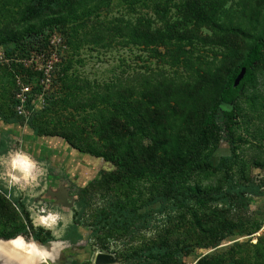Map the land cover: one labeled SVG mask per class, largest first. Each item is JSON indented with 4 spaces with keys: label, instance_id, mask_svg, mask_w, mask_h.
<instances>
[{
    "label": "rangeland",
    "instance_id": "374dc122",
    "mask_svg": "<svg viewBox=\"0 0 264 264\" xmlns=\"http://www.w3.org/2000/svg\"><path fill=\"white\" fill-rule=\"evenodd\" d=\"M27 1L0 0V27L8 21L18 20L19 10ZM185 1L81 0L78 4L79 0H74L71 6L77 5V12L68 6L61 15L63 33L56 31L45 47V53L33 51L25 63L46 90L45 93L32 92V109L27 115L17 111L16 91L22 83H27L28 75L20 73V67L8 64L9 60L4 57V52L15 44L0 45V231L25 226L26 231L15 237H22L27 242L36 241L42 248L49 249L52 260H44L50 264L53 259L54 264H95L101 248L92 246L95 227L78 223L81 218L86 221L88 217L87 213L81 216L80 190L92 180L101 179L102 174L117 169L104 158L80 151L63 137L50 133L84 135L86 146L105 149L113 135L108 131L103 135L100 133V115H109L114 105L100 102V96L97 98L91 93L93 87L105 85L108 90L112 85H118L127 88L128 92L124 91L126 96L136 102L142 99L147 79L155 82L167 77L176 84L199 85L208 70L223 68V56L234 50L244 55L249 44L264 33V0H212L215 11L211 17L218 26L189 24L174 34L176 37L170 49L163 44H134L120 34L117 26L126 24L146 26L148 23L154 32L168 29L170 23L182 16ZM179 35L183 36L182 44L189 49L192 61L175 57L174 44L179 41ZM96 39L100 41L96 42ZM52 65L55 66L53 69ZM40 73L43 76L48 73L53 79L59 73L66 74L69 87L76 90L75 94L81 99L74 100L75 95H69L72 105H65L63 99L71 92L66 88L61 92L64 81L54 82L52 86L50 81L46 85ZM100 88L99 92L103 93ZM255 92H246L239 99L241 114L235 144L222 140L201 156L205 165L200 171L196 170L200 175L195 180L202 186L211 183L227 185L226 173L236 172L238 178L244 164L250 180L258 186L264 184V167L255 164L256 159H264V69L259 71ZM46 94L53 96V103L45 100ZM251 94L258 99L253 100ZM87 96L92 100L86 99ZM179 124L178 121L176 125ZM18 156L26 157L31 162L30 168L16 164ZM226 157L230 160L225 164ZM128 178L126 172L115 179L114 190L121 199L139 212H158L160 203H151V198L161 183L160 178L147 171L133 173L131 181ZM62 189L70 192L74 206L58 203L56 197L49 194ZM260 191L259 195H247L249 210L257 218L256 222L250 220L240 224L216 247L204 248L195 243L204 238L196 226L176 229L175 233L189 231L194 243L191 252L183 256L184 263L199 264L200 259L208 254L214 257L209 264H237L240 258L246 264H264V185ZM50 215L56 217L54 222L50 225L41 222L40 217ZM40 228L49 231L53 237L44 245L34 237ZM74 228L80 234L77 240H74ZM120 246L111 240L112 249ZM109 253L115 258L109 264H127L116 253Z\"/></svg>",
    "mask_w": 264,
    "mask_h": 264
},
{
    "label": "trees",
    "instance_id": "16d2710c",
    "mask_svg": "<svg viewBox=\"0 0 264 264\" xmlns=\"http://www.w3.org/2000/svg\"><path fill=\"white\" fill-rule=\"evenodd\" d=\"M73 2L29 0L19 10L18 20L8 21L0 27V45L15 44L4 52L5 59L9 60L8 64L18 65L20 73H27L26 84H31L33 93H45V86L40 85V79L25 63L33 51L45 53L44 49L56 31L63 33L61 15L68 6L77 12V5L71 6ZM213 4L212 0H186L182 16L170 23L168 29L159 32L152 31L148 23L146 26L137 23L117 27L131 43L145 46L163 44L170 49L176 37L174 34L189 24L218 26L211 17L215 11ZM182 37H177L179 41L174 44V55L178 60L192 61L189 49L182 44ZM223 59V68L208 70L199 85L176 84L167 77L155 82L147 79L142 99L136 102L126 96L127 88L112 85L106 90L102 85L101 93L100 86L93 87L91 93H95L97 98L99 95L100 102L114 105L109 115H100V133L103 135L108 131L113 135L105 149L86 146L84 135L50 133L63 137L80 151L102 157L117 166L116 170L102 174L101 179L92 180L80 190L81 216L87 213L88 217L86 221L81 218L82 221L77 222L95 227L92 246L100 247L99 251L114 252L127 264H185L183 256L191 252L194 243L189 231L175 233L176 229L189 225L198 227L204 238L195 243L212 248L232 235L245 221L256 222L257 218L249 210L247 195L261 194L260 187L264 184L258 186L250 180L246 164L241 167L238 178L235 177L236 172L226 173L227 185L211 183L202 186L195 180L200 175L196 170L204 168L201 156H205L207 150L218 146L222 140L233 144L237 141L236 129L241 114L239 99L251 90L252 94L256 93L259 71L264 69V33L249 44L244 55L234 50ZM242 67H246V74L240 84L234 86ZM59 75L56 79L50 77L51 86L54 82L64 81L61 92L66 88L71 93L64 97L63 103L71 106L69 95H75L74 100L81 98L75 94L76 90L69 87L66 74ZM40 77L44 79L45 75L40 73ZM85 86L88 88L87 84ZM252 94L251 98L257 100L258 96L253 97ZM44 96L48 103H53L52 95ZM91 96L86 99L92 100ZM178 121L180 124L176 125ZM229 160L230 157L224 158V163ZM255 164L264 167V159H256ZM141 171L160 178L161 183L151 198V203H160L158 212H139L137 208L129 207L114 190L115 179L122 173L128 172V181H131L132 174ZM23 231H26L25 226L0 231V238L10 239ZM73 236L74 240L80 237L76 228ZM34 237L41 243L53 238L42 228L35 232ZM112 239L121 246L112 249ZM212 259L213 255L206 254L199 264H209ZM237 264L246 262L240 258Z\"/></svg>",
    "mask_w": 264,
    "mask_h": 264
},
{
    "label": "bare ground",
    "instance_id": "6f19581e",
    "mask_svg": "<svg viewBox=\"0 0 264 264\" xmlns=\"http://www.w3.org/2000/svg\"><path fill=\"white\" fill-rule=\"evenodd\" d=\"M15 161H16V164L17 163L20 164L22 168H30L31 166L30 164L31 162H29L24 156H18ZM40 218H41V222L46 225H50L51 222H54L56 220V217L52 215L47 216V217L42 216ZM0 243H2L5 247H7L10 251H12L15 255L21 258L24 264H39V259L42 257L47 258V260L49 258L50 262L52 260L51 251L49 249L42 248L36 242H32V241L27 242L22 237H17L10 242H0ZM98 252H101V251H98ZM52 264H54V259H53ZM95 264L97 263L95 262Z\"/></svg>",
    "mask_w": 264,
    "mask_h": 264
},
{
    "label": "water",
    "instance_id": "95a60500",
    "mask_svg": "<svg viewBox=\"0 0 264 264\" xmlns=\"http://www.w3.org/2000/svg\"><path fill=\"white\" fill-rule=\"evenodd\" d=\"M246 67H242L241 71L239 72L238 76L235 78L234 86H238L242 79L246 74ZM51 196L56 197L58 199V203H62L65 206L72 207L74 206V199L71 198L70 192L67 189H62L61 191H51L49 193ZM71 198V201H70ZM17 237L5 239L0 238V242H10ZM36 242V241H34ZM43 244V243H40ZM114 256L112 253H101L98 252L96 254L95 262L97 264H109L114 262ZM38 263V261H37ZM0 264H24L21 258L15 255L12 251H10L7 247H5L2 243H0ZM39 264H50L47 260L45 261L44 258L39 259Z\"/></svg>",
    "mask_w": 264,
    "mask_h": 264
},
{
    "label": "built area",
    "instance_id": "2783aa9c",
    "mask_svg": "<svg viewBox=\"0 0 264 264\" xmlns=\"http://www.w3.org/2000/svg\"><path fill=\"white\" fill-rule=\"evenodd\" d=\"M50 75L46 73L44 79L42 80L43 83L46 85L50 84ZM32 86L29 84L22 83L19 86V89L16 91V99H17V111L20 114H29L30 109H32L30 105V98H32Z\"/></svg>",
    "mask_w": 264,
    "mask_h": 264
},
{
    "label": "flooded vegetation",
    "instance_id": "af4514ba",
    "mask_svg": "<svg viewBox=\"0 0 264 264\" xmlns=\"http://www.w3.org/2000/svg\"><path fill=\"white\" fill-rule=\"evenodd\" d=\"M57 199V198H56ZM57 201H58V199H57ZM57 262H55V264H56Z\"/></svg>",
    "mask_w": 264,
    "mask_h": 264
}]
</instances>
